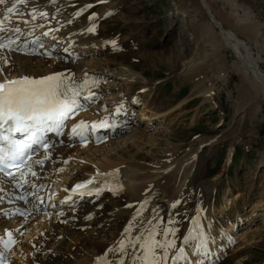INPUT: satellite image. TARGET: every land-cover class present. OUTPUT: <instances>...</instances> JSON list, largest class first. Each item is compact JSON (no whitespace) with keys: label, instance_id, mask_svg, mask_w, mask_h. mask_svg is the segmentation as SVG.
Segmentation results:
<instances>
[{"label":"bare ground","instance_id":"1","mask_svg":"<svg viewBox=\"0 0 264 264\" xmlns=\"http://www.w3.org/2000/svg\"><path fill=\"white\" fill-rule=\"evenodd\" d=\"M71 1L25 0L21 4L23 9L15 12L20 14L22 11H27L29 14L27 22L31 24L23 25L22 21L20 23L21 28H29V31L26 30L28 33L20 32L18 24L13 27L10 24L6 26L4 23V20L14 19L18 15L7 13V7H10L14 0H7L5 5H0V27L4 29L0 31V43L8 45V47L0 49V82L5 79L19 78L39 80L57 74L67 81L80 83L87 80L95 81L97 84L85 95L90 99L84 97L83 102L93 103L99 97H103L106 103L101 101L98 105L86 108L74 121L69 122L63 133L54 138L53 148L38 154L33 160L32 167L26 169L22 173L23 175L20 174L18 179L16 178L17 180L9 181L0 177V241L8 240L7 232L12 233L14 241L9 250H5L3 243H0V252L3 253V257L6 259L5 254L7 253V257L12 259L7 264H120L121 260L124 261V264H133V257L140 253L138 247L135 249L132 247L134 238L141 236L146 238L150 233H154L156 241L167 240L176 245L175 248L168 250L167 264H210L217 257H224L228 248L232 247V242L239 240L234 237L238 235L237 227L242 225L240 223L246 215V213L243 214L244 207H240L234 200L238 196L233 197L232 200L229 199L225 203V207L221 205L224 208H222V212L224 211L222 223L220 218L213 216L215 198L211 192L215 189L214 182L213 184L199 182V177H197L204 160V154L213 149L215 142L220 141L221 138L206 140L208 149L204 154L198 152L200 146L205 144L202 141L179 160L170 162L167 159L169 163L162 162L163 165L152 167L141 164L135 154L125 152L123 150L124 143L112 141L114 137L119 136L122 131L124 132V129L127 131L132 127V132L130 131L131 133L128 135V139H130L128 144L135 145L138 140L146 136V130L150 124L157 119L166 121V118L172 115V111L152 112L143 104L142 109L138 112L139 116H137L139 121L132 123V120L128 119L126 111L138 105L137 102H142L141 96L145 95L143 92L148 91L144 85L145 80L132 68L122 65L119 68H110L108 65L110 61L106 59L90 60L89 64L84 65L79 62L74 65V57L80 52L81 54L101 56L107 55L110 49L114 53H125L132 50L133 47L128 45L129 41L126 38H124L126 41L121 39L123 42H118L110 37H103L101 30L88 31L89 28H95L93 24L96 25L97 16L102 18L105 11L107 13L108 9L119 6L120 1H117L118 4L114 3L115 0L101 4L97 16L91 15L84 19L83 22L88 24L85 29H72L71 25L65 26V19H68L70 22L68 24H71L90 10V4L84 3L82 9L72 11L73 2ZM177 1L181 3L182 7L185 6V9L182 8L184 10L182 14L178 15H184L185 19L187 18V21L184 20V29L181 35L189 38L193 34H190L187 24L189 25L191 22L192 13L201 11L205 15L206 24H204L205 27L201 24L202 34L200 30V33L197 32L202 36L204 34L205 44H208L209 51L216 55L219 53L220 56H217L220 58V62L225 61L226 53L234 59L231 69L233 68L240 80V84L236 85V88L239 95L243 96V102H239L237 105L227 130L229 133L226 137L233 136L237 132L236 127L243 123L246 116L256 118L258 113L264 109V76L260 71L258 61L252 57L249 48L244 41L237 37L238 35L236 36L234 30L231 31L222 26V22L215 16L208 0ZM5 16H8V19H4ZM169 16L167 17L170 21L174 20L175 23H178L174 14ZM17 19L22 20L20 17H16ZM194 19L197 20V18ZM216 24L220 28L218 26L216 28ZM238 24L239 21L235 18L232 25ZM31 26L38 33H48V37L52 36L55 45L62 42L59 47H55L59 52L58 57H61L60 60L50 59L48 61L45 58L50 53H47L46 48H43L39 43L48 37L37 38L36 34L29 37ZM246 30L251 35V31L256 30V27L244 25L241 31L245 32ZM202 36L201 38H203ZM192 39H188L189 44H192ZM9 41L12 43L9 44ZM29 51H33L34 58L25 56L24 52ZM206 52L207 50H205ZM205 55L207 54L203 53V56ZM197 59L201 58L196 57V63ZM102 60H106L107 63H103ZM191 60L192 57L184 59L181 63L180 73L182 71L184 74L187 73L186 75L190 73L194 67V61L191 62ZM201 61L199 60V62ZM32 62L34 63L32 64ZM117 79L121 82L119 90H122V86H124L127 93L135 84H139L141 91L139 90L138 96L132 95L130 100L119 97L113 87ZM104 83L105 85H103ZM140 93L141 96H139ZM209 95L212 96L211 93ZM238 97L240 99V96ZM186 103L183 102L182 106H185ZM110 105L113 113L108 108ZM99 109L102 114L98 112ZM113 115L115 117L118 115L119 121L114 118L110 122ZM81 121L88 125L83 130L92 128V123L97 125L94 131L107 127V131H104V135L109 137L107 143L100 144L98 147H95V144L83 145L78 135L72 132V128ZM102 122L106 126H100ZM116 124L117 127L114 128ZM77 132L81 134L82 131L79 129ZM114 144H117V147L112 151L111 147ZM108 147L109 150L106 152ZM148 147L150 149L158 146L157 143H153ZM147 149L146 147L145 150ZM152 152L144 153L146 154L144 160H147V156L154 155ZM42 164L44 165L42 166ZM89 181L92 182L89 183ZM76 185H84V187L76 188ZM190 186H194L192 205L198 210H196V215L189 214L187 221L184 222L177 209L181 202L180 197ZM53 188L56 189L53 190ZM200 190L205 192L204 197L200 195ZM104 193L111 195L110 199L117 200L116 203L125 200L126 206L119 211L107 214L103 220L98 217L97 220H92L93 223L85 221L89 216H95L92 207L102 203L95 201ZM49 198L52 201L48 200ZM207 204L209 206L206 207ZM258 206H254L248 213L251 214ZM259 207H261L259 210L263 212L262 205ZM124 217L128 218L129 224L114 237L106 240L83 237L82 229L89 225L93 227L94 234H109L106 229L109 221L120 220ZM63 221H66V226L63 225ZM101 223L106 230L99 228ZM72 229L73 231H71ZM173 230H180L181 234L174 238L171 236ZM165 233L168 234L165 235ZM243 239L241 240L243 243L247 242ZM122 241L125 246L123 251H121ZM189 242L193 243L191 250L186 248ZM71 246H75L74 251ZM180 249H183V258L173 260L172 257ZM236 250H239V247L238 249L236 247ZM191 252L196 253V259L189 256ZM43 255L46 256L45 259L40 261Z\"/></svg>","mask_w":264,"mask_h":264},{"label":"rangeland","instance_id":"2","mask_svg":"<svg viewBox=\"0 0 264 264\" xmlns=\"http://www.w3.org/2000/svg\"><path fill=\"white\" fill-rule=\"evenodd\" d=\"M108 1L113 2L114 0H72V11L82 9L84 3L90 4V10L71 24H68L70 22L68 19H65V26L71 25L72 29L87 28L88 24L87 22H83L84 19L91 15L97 16L101 9V4H104V2L110 3ZM117 1H120V3L118 4ZM208 1L215 16L222 22V26L231 31L234 30L236 36L238 35L237 37L245 42L252 57L257 59L260 71L264 76V0ZM114 3L119 6L110 10L108 9L107 13L105 11L102 18L97 16L96 25H93L95 29L101 30L103 37L107 36L118 42L126 41L124 39L126 38L129 41L128 45L133 47V49L125 53L116 51L114 53L110 49L107 55L101 56L81 54L80 52L74 57L75 59L73 58L74 60L72 59L74 65L79 64V62L84 65L89 64L90 60L106 59L110 61L108 64L110 68L115 69L122 65L126 68H132L136 74L138 73L145 80V84H143L148 91L143 92L145 95L142 96L140 93L139 96H141L142 102H137L136 104L138 105L126 111V114L128 113L127 117L129 120H132V123L137 120L139 121L137 116H139L138 112L142 109L143 104L152 112L171 110L172 115H169L166 121L157 119L154 123L150 124L147 127L146 136L138 140L135 145L128 144V140H130L128 139V135L132 132V127L127 131L124 129V132L122 131L112 141L124 143L123 150L125 152L128 151L130 154H135L141 164L152 167L163 165L161 164L162 162L169 163L168 160L170 162L176 159L179 160L191 149H195L202 141L205 144L200 146L198 152L199 154H204L208 149L206 140L221 138L220 141L215 142L213 149L204 154V160L197 177H199V182L209 184H213L214 182L215 189L211 193L215 198L213 201V216L215 218H220L222 222L223 207H225V203L229 199L232 200L235 196L238 197L234 200L240 207H244L243 214L246 213V215H244V219L240 223L242 225L237 227L236 232L238 235L234 237L239 240L237 242L233 241L232 244L230 243L232 247L228 248L229 252L227 251L224 257L219 256L216 260L209 262L210 264H264V210L263 212L259 210L261 208L259 206L261 205L264 208V109L261 113H258L256 118L246 116L243 123L236 127L237 132L233 136L226 137L227 133H229L227 130L235 113L234 111L239 102H243V96L237 92L236 85L240 84V80L233 68L231 69L234 59L226 53L225 61L220 62L219 53L217 54L218 56L216 53H211L207 47L208 44H205L204 34L203 36L201 35L203 33L201 30L205 27L204 24H206L203 12H194L196 16L192 13V17L190 18L191 25L187 24L190 34L193 33L189 36V38H193L191 40L192 44H189L188 36L181 35L187 18L185 19L184 15H178L182 14L184 11L182 8L185 9V6L183 5L182 7L181 3L177 0H115ZM232 3L235 4L233 5ZM20 9L23 8L21 3H18L15 11ZM49 14L51 15V12ZM171 14H174V18L176 17L178 23H175L174 20L170 21L169 17L171 16L169 15ZM28 15L27 11H22L16 16L22 18V20H16L15 17L14 19L4 20V23L6 26L18 24V29H21L20 32L29 31V28H21V24H31L27 22L29 21ZM194 18H197V20ZM235 18L239 21L238 25H232ZM201 24L204 26L202 27ZM242 24L243 26L247 25V27H250V25L251 27H256V30L251 31L250 35L248 30L245 32L241 31L243 26H240V28L239 25ZM31 29V34H36L37 38L48 37V33L47 35H43V32L38 33L33 30V26H31ZM199 30L201 32L200 35L198 34ZM205 34L207 35V33ZM53 42L52 36H49L46 39H42L39 43L43 48H46L47 53L51 51L52 56L45 57L48 61L50 59H61V57H58L59 52L55 47H59L62 42L58 45H55ZM193 42L196 43L194 44ZM205 50H207L206 53ZM194 53L195 55H193ZM203 53L207 55L203 56ZM34 55L31 51L25 53V56L31 59L34 58ZM186 57H192L194 61V67L190 70L191 74L189 73L188 75H186L187 73L184 74L183 71L180 73L182 68L181 63ZM196 57L201 58L197 59V63L195 62ZM204 58L205 60H202ZM106 60H102V62L107 63ZM199 60L202 61L199 62ZM114 83L113 87L118 92V96L124 99L130 100L132 95L138 96L139 90L141 91L139 84H135L127 93L124 86H122V90H119L121 88L119 79L115 80ZM210 93L212 96L209 95ZM242 94L247 98L245 93L242 92ZM238 96H240V99H238ZM103 99V97H99L96 101L90 103V107H93L95 104L98 105L101 101L106 104ZM183 102H187L185 106H182ZM108 108L110 111L112 110L111 105ZM98 112L102 114L100 109ZM113 112L112 110L111 113ZM111 118L119 121L118 115L117 117L113 115ZM116 127L117 124L114 128ZM153 143H157L158 147L149 149L148 146L150 144L153 145ZM116 145L114 144L111 147L112 151L117 147ZM98 146L100 145H96L95 147ZM146 147L148 148L147 150H145ZM108 150L109 147L106 149V152ZM148 151H153L154 155L150 156L148 153L147 160H144V156L146 155L144 153ZM193 190L194 186H190L184 193V197H180L181 202L177 212L182 215L184 222L187 221L189 214L196 215V210H198L197 207L192 205L194 202L192 197ZM199 193L203 197L205 196V192H201L200 190ZM110 198L111 195L105 193L99 196L95 202L102 203L92 207V210L95 211V216H89L85 221H94L98 217L103 220L107 214L119 211L126 206L125 200L116 203L117 200L113 201ZM260 201L261 203H259ZM254 206H258L257 209L249 214L248 212ZM201 209L199 208V210ZM128 221L126 217L116 221H109L106 229L110 235L107 233L104 235L94 234L92 232L93 227L90 225L86 226L82 229L84 231L83 237L85 239L92 237L99 240L109 239L116 236L122 228H125L129 224ZM62 223L66 226V221ZM99 228L106 230L103 223L100 224ZM172 232L171 236L174 238L181 234L180 230H175L174 235ZM243 237H246L244 239L247 242L243 243L241 241ZM191 244L193 245L191 242L187 243L186 248L188 250H191ZM71 247L74 251L75 246ZM236 247L237 249L239 247V250H236ZM189 256L193 259L197 257L195 252L189 253ZM45 257L43 255L40 261H44ZM11 260L10 258L9 261Z\"/></svg>","mask_w":264,"mask_h":264},{"label":"snow or ice","instance_id":"3","mask_svg":"<svg viewBox=\"0 0 264 264\" xmlns=\"http://www.w3.org/2000/svg\"><path fill=\"white\" fill-rule=\"evenodd\" d=\"M24 2L25 0H14L12 5L7 7V13L18 14L15 12L16 5ZM6 3L7 0H0V5ZM4 19H8V16H5ZM3 30L0 27V31ZM88 31L94 32L95 28H89ZM11 43L12 41H9V44ZM5 47L8 45L0 43V49ZM79 95L80 91L69 87L68 81L62 79L58 74L39 80L19 78L5 79L0 82V142L5 145L4 148H0V172H3L7 177L15 178L14 173L7 169H20L25 166L23 158L31 145L14 139L15 135L30 134L35 137L38 132L47 127L63 124L77 109L81 108L76 99ZM85 99H90V97H85ZM5 125H7L6 128ZM100 126H106V124L102 122ZM87 127L88 125L81 121L72 128V132L79 134L78 129L83 131ZM91 127L95 129L97 125L92 123ZM32 142L36 143V140ZM44 147L47 149V145ZM91 182L89 181V183ZM81 187L84 185H76V188ZM21 215L24 214L21 213ZM167 234L165 233V235ZM172 234L174 235V231ZM6 235L8 240L0 241V243H3L5 250H9L14 241L11 232H7ZM124 247L122 241L121 251L124 250ZM132 247L140 249L139 255L133 257V264H167L168 250L175 248L176 245L172 241H156L154 233H150L146 238L142 236L134 238ZM183 255V249H180L172 258L178 260L183 258ZM120 264H124V261L121 260Z\"/></svg>","mask_w":264,"mask_h":264},{"label":"water","instance_id":"4","mask_svg":"<svg viewBox=\"0 0 264 264\" xmlns=\"http://www.w3.org/2000/svg\"><path fill=\"white\" fill-rule=\"evenodd\" d=\"M217 26H218V25L216 24L215 27L217 28ZM218 27L220 28V26H218ZM260 81H261V80H260Z\"/></svg>","mask_w":264,"mask_h":264}]
</instances>
